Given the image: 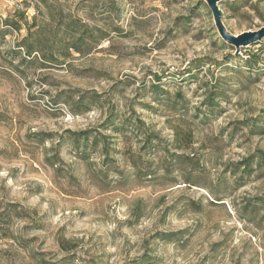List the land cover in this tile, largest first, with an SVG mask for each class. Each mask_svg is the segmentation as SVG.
I'll use <instances>...</instances> for the list:
<instances>
[{"label":"rangeland","instance_id":"rangeland-1","mask_svg":"<svg viewBox=\"0 0 264 264\" xmlns=\"http://www.w3.org/2000/svg\"><path fill=\"white\" fill-rule=\"evenodd\" d=\"M3 30L0 264H264V0H0Z\"/></svg>","mask_w":264,"mask_h":264},{"label":"trees","instance_id":"trees-1","mask_svg":"<svg viewBox=\"0 0 264 264\" xmlns=\"http://www.w3.org/2000/svg\"><path fill=\"white\" fill-rule=\"evenodd\" d=\"M236 2H230V4H227V7H229L230 9H233L234 10V7L236 6H233L235 5ZM5 26L8 27L6 29H11L12 31H20L21 30V27H20V24L19 22L14 18V17H10V18H6L5 20ZM75 28H76V25H75V22H71L70 24H68L65 28H64V33L66 35L69 36V38L71 39V42L69 44V46L65 47L68 48V49H73L77 52H80L81 51V48L82 46L84 45L85 43V37H86V34L88 33L86 30H83L81 35H79L77 38L74 37L72 35V32L75 31ZM9 32L7 30H3V31H0V37H4L5 35H7ZM96 37L93 36V34L91 33L90 36H89V39L90 40H93L95 39ZM222 42H220L221 45H224L226 47V44L223 42V40H221ZM255 45L256 44H259L260 42H253ZM18 47L22 48L25 50V53L27 55V60L29 61V63H32L34 61H37V58H33L32 60L30 59L31 56H33V53L36 51L35 48H34V44H33V41L31 40V35H27L25 38H23V40L19 43ZM229 49H231L230 46H227ZM262 50V49H261ZM60 51H65L63 48L60 50ZM44 53V52H43ZM45 53L47 54H43L42 57L44 60L46 61H49L51 62V60H54L53 59V54L52 52H49V50H46ZM257 55L258 54H251L250 58H251V61L255 60V58L257 59ZM35 57V56H34ZM247 66H244L246 69H249L250 68V64L249 62L246 63ZM157 81H158V78H157ZM160 88L158 86H152L151 88V93L152 95H154V99L155 101H158L159 102V98H158V94L160 92ZM222 93L220 92H214V91H211L209 94H208V102L209 103H214V99L215 97H221ZM157 97V98H156ZM89 98H92L91 96H88L86 98L82 97V99H89ZM78 106H80V103L77 104ZM76 105V106H77ZM112 122V123H111ZM108 123L111 125L113 124V121L110 119L108 120ZM138 124L140 125L139 126V129L142 128L143 124H140V122H138ZM249 127L251 129L252 132L254 133H259V134H264V111L262 112V115H260L258 118H254V119H251L249 121ZM123 129H125V126L123 125L122 126ZM118 129L120 132H121V129L118 127L116 128ZM90 133L88 132H85V131H81V132H69V134L67 135V139L70 140V142L74 145L75 149L79 151L80 148H83L82 152H79V154H81L82 156H85L86 155V149L89 148L91 145H92V148L91 150H94L95 148H97V145L100 143L98 141V139H94L93 140V143L91 142V139H90ZM148 139L149 138H153V136H149V134L147 135ZM152 145H148L147 147H151ZM103 147V150L105 155L107 156L109 153H108V149H109V146L107 144H105V142L102 143V146ZM260 160H264V153L263 154H260ZM251 162L249 161H246L243 163V167H249V164ZM11 212L16 214V215H19L20 212H18L15 208V206H11ZM3 215H6V216H9L8 215V212H5ZM159 237V236H158Z\"/></svg>","mask_w":264,"mask_h":264},{"label":"water","instance_id":"water-1","mask_svg":"<svg viewBox=\"0 0 264 264\" xmlns=\"http://www.w3.org/2000/svg\"><path fill=\"white\" fill-rule=\"evenodd\" d=\"M219 32H220V34H221V36H222V38H223V40L225 42H227L229 44H235L236 43L235 40H234V38H231L225 29L219 27ZM258 34L259 33L246 34V37H249L250 38V42L251 41L256 42L257 38L255 36L258 35ZM253 42H251V43H253Z\"/></svg>","mask_w":264,"mask_h":264}]
</instances>
